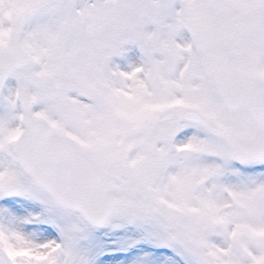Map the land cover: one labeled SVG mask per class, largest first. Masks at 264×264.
<instances>
[{"label":"snow or ice","instance_id":"obj_1","mask_svg":"<svg viewBox=\"0 0 264 264\" xmlns=\"http://www.w3.org/2000/svg\"><path fill=\"white\" fill-rule=\"evenodd\" d=\"M0 264H264V0H0Z\"/></svg>","mask_w":264,"mask_h":264}]
</instances>
